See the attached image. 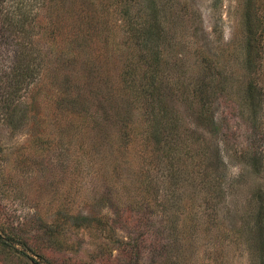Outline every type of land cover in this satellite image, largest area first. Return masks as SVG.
Listing matches in <instances>:
<instances>
[{
	"label": "rangeland",
	"instance_id": "1",
	"mask_svg": "<svg viewBox=\"0 0 264 264\" xmlns=\"http://www.w3.org/2000/svg\"><path fill=\"white\" fill-rule=\"evenodd\" d=\"M16 62L0 264H261L232 239L264 211V0H0V88Z\"/></svg>",
	"mask_w": 264,
	"mask_h": 264
},
{
	"label": "trees",
	"instance_id": "2",
	"mask_svg": "<svg viewBox=\"0 0 264 264\" xmlns=\"http://www.w3.org/2000/svg\"><path fill=\"white\" fill-rule=\"evenodd\" d=\"M19 19H20V17H19ZM11 21L16 22L14 20L13 16L11 17ZM16 23H17V25H22L23 22L20 20V23L19 22H16ZM149 27L150 26L143 27L142 32L140 31L143 35L142 37H140V38H142V40L147 41V39L149 37H151L152 31H151V28H149ZM137 37L139 38V34ZM145 41H141V42H145ZM11 74H12V79L7 84V87L0 88V91H5V89H3V88H6V89L9 88L10 89V91L8 90L6 92L7 93L6 98H8V99H10L12 96H14L15 93L18 91V89H20V88H18V86H20L24 82H26V79L33 78L35 75V74H33V71L31 70V68H29L27 65H22L19 62L14 63V65L12 67ZM197 98H198V106H199V108L197 110V115L200 118V117H202L203 109L205 106V97H204L201 89H197ZM3 101H4L3 96L0 95V108L5 110L7 105H6V103L3 104ZM9 104H10V102H9ZM172 146H173L172 151L177 153V154L185 152L184 154L187 155V151H190V149H188V146L186 143L184 144V143L174 142V144ZM242 175L243 174L240 173V174L235 175V176H230L226 180H225L224 175H222V176L220 175L221 182H220V180L218 181V187L220 188V187H223L225 185H228V187H230L232 189L235 186V183L243 177ZM258 197L260 199H262L263 193H260ZM253 218H254V222L251 226L250 231L253 232V234L255 236H253L252 238H249L248 236L246 238H241L240 236H237L235 234L236 233V231H235V232H233L232 241H235V243H236V239H239L240 240L238 242L239 245H242L243 243L245 244L246 248H244V249L248 250V253H249V255H251L252 260L255 261L257 259V256H258V257H260V259L259 258L258 259L262 260V262L260 261L262 264V263H264V241H263V239H264V234H263L264 227H262V224L264 225V222H262L263 218H264V211H263L262 206L258 207L257 212L253 214ZM0 242H2L4 245H6L5 242H3V241H0ZM254 246L256 247V249L258 251L257 253L255 252V250H253Z\"/></svg>",
	"mask_w": 264,
	"mask_h": 264
}]
</instances>
